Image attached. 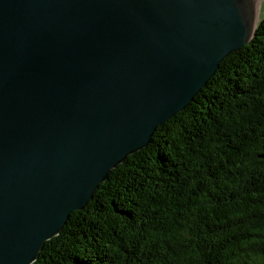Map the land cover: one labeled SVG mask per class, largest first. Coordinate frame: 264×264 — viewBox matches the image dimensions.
Masks as SVG:
<instances>
[{
	"label": "water",
	"instance_id": "obj_1",
	"mask_svg": "<svg viewBox=\"0 0 264 264\" xmlns=\"http://www.w3.org/2000/svg\"><path fill=\"white\" fill-rule=\"evenodd\" d=\"M259 0H0V264H31L264 18Z\"/></svg>",
	"mask_w": 264,
	"mask_h": 264
},
{
	"label": "trees",
	"instance_id": "obj_2",
	"mask_svg": "<svg viewBox=\"0 0 264 264\" xmlns=\"http://www.w3.org/2000/svg\"><path fill=\"white\" fill-rule=\"evenodd\" d=\"M31 264H264V20Z\"/></svg>",
	"mask_w": 264,
	"mask_h": 264
},
{
	"label": "bare ground",
	"instance_id": "obj_3",
	"mask_svg": "<svg viewBox=\"0 0 264 264\" xmlns=\"http://www.w3.org/2000/svg\"><path fill=\"white\" fill-rule=\"evenodd\" d=\"M261 1H262V0H259V1H258L257 11H256V15H255V20H256V21L258 20Z\"/></svg>",
	"mask_w": 264,
	"mask_h": 264
},
{
	"label": "rangeland",
	"instance_id": "obj_4",
	"mask_svg": "<svg viewBox=\"0 0 264 264\" xmlns=\"http://www.w3.org/2000/svg\"><path fill=\"white\" fill-rule=\"evenodd\" d=\"M258 20H259V18H258ZM258 20L256 21V23L258 22ZM263 20H264V18L260 21V23L263 22ZM260 23H259V24H260Z\"/></svg>",
	"mask_w": 264,
	"mask_h": 264
}]
</instances>
